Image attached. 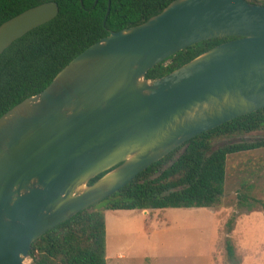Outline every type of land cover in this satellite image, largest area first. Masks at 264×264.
I'll list each match as a JSON object with an SVG mask.
<instances>
[{"label":"water","instance_id":"water-1","mask_svg":"<svg viewBox=\"0 0 264 264\" xmlns=\"http://www.w3.org/2000/svg\"><path fill=\"white\" fill-rule=\"evenodd\" d=\"M58 12L48 1L4 21L0 54ZM226 36L234 38L146 78L174 53ZM262 108L263 5L173 0L140 24L110 31L0 116V264H36L31 246L44 232L194 136Z\"/></svg>","mask_w":264,"mask_h":264},{"label":"trees","instance_id":"trees-1","mask_svg":"<svg viewBox=\"0 0 264 264\" xmlns=\"http://www.w3.org/2000/svg\"><path fill=\"white\" fill-rule=\"evenodd\" d=\"M48 1L57 2L58 15L15 40L0 54V116L42 91L75 56L110 31L140 24L173 0H0V25ZM247 1L264 6V0ZM233 38L216 37L188 46L149 69L146 78L162 77ZM261 128H264V108L187 140L109 197L44 232L31 246L32 259L36 264H106V210L207 208L219 204L225 188L228 155L264 147V141L212 147V140ZM238 197L240 204L247 207L253 201L259 203L246 194ZM233 222L234 217L226 223L228 234ZM225 250L229 257L233 256L229 236L225 238Z\"/></svg>","mask_w":264,"mask_h":264},{"label":"rangeland","instance_id":"rangeland-1","mask_svg":"<svg viewBox=\"0 0 264 264\" xmlns=\"http://www.w3.org/2000/svg\"><path fill=\"white\" fill-rule=\"evenodd\" d=\"M261 141L264 128L216 138L211 146ZM242 194L259 203L240 204ZM104 216L106 264H264V147L228 155L217 205L106 210ZM226 236L233 244L232 257L225 250Z\"/></svg>","mask_w":264,"mask_h":264}]
</instances>
